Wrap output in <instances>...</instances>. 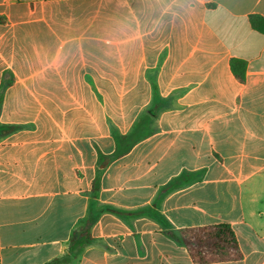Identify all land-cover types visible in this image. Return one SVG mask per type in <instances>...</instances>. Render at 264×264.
Listing matches in <instances>:
<instances>
[{"label":"crops","instance_id":"crops-1","mask_svg":"<svg viewBox=\"0 0 264 264\" xmlns=\"http://www.w3.org/2000/svg\"><path fill=\"white\" fill-rule=\"evenodd\" d=\"M252 15L264 0H0V264H195L176 236L214 224L243 257L210 264H264Z\"/></svg>","mask_w":264,"mask_h":264},{"label":"trees","instance_id":"trees-1","mask_svg":"<svg viewBox=\"0 0 264 264\" xmlns=\"http://www.w3.org/2000/svg\"><path fill=\"white\" fill-rule=\"evenodd\" d=\"M254 29L264 34V18L259 15L250 17ZM233 70L240 80L244 79V74L237 72L235 62ZM16 126L0 125V135L13 133ZM93 221L76 232L72 237L69 253H74L76 247H83L91 241L90 227ZM176 239L183 244L192 261L195 264H210L218 262L236 261L243 257V253L237 242L233 228L228 224H214L179 232ZM63 259H55L47 264H61Z\"/></svg>","mask_w":264,"mask_h":264}]
</instances>
